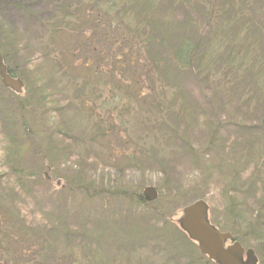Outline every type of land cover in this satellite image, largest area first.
Returning a JSON list of instances; mask_svg holds the SVG:
<instances>
[{
    "label": "rangeland",
    "instance_id": "rangeland-1",
    "mask_svg": "<svg viewBox=\"0 0 264 264\" xmlns=\"http://www.w3.org/2000/svg\"><path fill=\"white\" fill-rule=\"evenodd\" d=\"M105 2L0 0V53L23 84L17 94L0 83V213L6 227L30 234L24 244L36 246L40 264H59L69 247L79 245L117 264H188L194 252L206 260L175 228H162L157 212L179 229L182 209L202 200L215 227L221 197L219 186L206 181L212 175L204 166L208 160L218 177L234 174L241 182L260 170L261 183L245 193L247 205L254 206L264 190V0H214L212 7L201 0H161L152 22L171 15L174 29L155 40L167 38L172 53L184 36L199 44L202 63L185 73L167 60L163 64L161 77L177 95L174 112L158 122L153 114L144 119L150 95L139 96L140 111L130 108L126 116L108 119V91L95 102L106 101L100 112L91 104L98 81L83 92L81 81L93 73L99 77L92 72L97 52L106 55L105 16L98 26L91 19L77 21L76 33L60 43L51 37L60 10L73 4L71 16L80 17ZM82 36L88 38L84 50ZM161 49L154 45L143 57H163ZM87 61L94 64L91 71L78 66ZM132 91L136 98L138 88ZM17 101L26 104L21 112ZM91 115L96 120L90 123ZM207 140L213 141L210 150ZM147 187L155 189V200L143 199ZM132 194L141 196L144 209L130 200ZM135 231L151 237L133 247L127 242ZM97 232L101 237L95 238ZM240 245L253 250L260 264L252 246Z\"/></svg>",
    "mask_w": 264,
    "mask_h": 264
},
{
    "label": "trees",
    "instance_id": "trees-1",
    "mask_svg": "<svg viewBox=\"0 0 264 264\" xmlns=\"http://www.w3.org/2000/svg\"><path fill=\"white\" fill-rule=\"evenodd\" d=\"M201 1H206L209 7H212L214 3V0ZM160 2L161 0H106L103 4L96 5L94 3L89 6L91 11L83 12V15L80 16L81 18L75 15L73 17L71 16V13L77 8L73 6V4H70L60 10V15H57V19L55 18L52 20V24L56 25H53V29H49L52 31L51 34L53 36L51 37L56 39V43H60L59 41L62 40V37L65 39L70 33H76V29L79 27L77 21L91 19L97 24L99 23V20L105 16L104 20L107 21V25L104 36H106L108 40L106 55H104L101 50L100 53L97 52L99 61L95 62V65L87 61L81 66H78L84 71H91V68L94 65L92 72H95L99 77L96 78L93 73L89 79L85 78V81H81L83 92L87 94L89 92V86L98 81L100 87L93 91V103L91 104L93 107L96 106L100 112V110L103 111L106 101L104 100L99 104H96L95 102L98 101V98L101 97L104 91H108L107 96L110 100V105L104 110V113L107 112L106 116L108 119L112 114H115L117 119L124 117L126 116L125 113L130 108L136 112L137 109L140 111V108L142 107H139V103L143 102L137 100L143 99L139 96L145 97L146 95H150V98L147 99V101L144 100L146 101L145 110L147 111V114H144V119H150V116H152L151 114H153V118L157 121L165 117L167 114H172L175 106H171V103L172 100L176 98L177 91H171L169 89V83L164 81L161 77L163 64L169 62L175 71L177 70L179 73H185L192 70L191 68L195 63H202V56H197L199 44H191L188 38L184 36L180 38L174 52L172 51V53L167 46V38H165V40H155L157 39V36L161 35V33L167 29H174L171 15H167L163 23L152 22L154 20L153 14L156 12L157 8L160 7ZM89 13H93V17L89 16ZM57 21L60 22V25ZM170 25H173V27L170 28ZM96 26H98V24ZM87 40L88 38L85 36L79 38V41H82L80 43L81 46L79 45L81 50L85 49ZM154 45L160 47V49L164 48L163 50L165 51L161 50L164 53L166 52V54L164 55L165 57H157L150 61L148 58H144L143 55H147L148 52L150 53ZM88 49L91 52H96L97 50L93 47ZM52 57L58 62L62 71L66 69L62 68L64 61H60V63L57 56L53 55ZM7 71L8 74L14 78L11 71L9 69ZM127 72L129 75L126 74ZM104 75L107 77L106 81L105 79L101 80L100 78V76L103 77ZM142 78H151V81H149L150 83H147L146 80L143 81ZM102 81H105L106 83L104 82V84ZM79 86L80 85L77 81H75L73 87ZM39 88L42 89V85H40ZM132 88H138L136 98ZM91 90L94 89L92 88ZM138 97L140 99H138ZM15 105L19 112L26 107L25 103L19 101H17ZM90 117V123L96 120L93 115ZM119 121L123 122L121 120ZM85 122L87 125L89 124L87 121ZM100 129H102V131L104 130L103 128ZM212 132L215 133L214 131ZM207 143H209V145L207 144L205 149L210 150L211 146H213V141L207 140ZM210 162L211 161L208 160L204 163V166L209 168L212 172V175L206 181H208L209 185L211 183L214 184V187L219 186L217 190H219L221 197L220 206L217 207L221 212V216L215 223V227L221 231L224 230L229 232L234 241L240 242V244H244L247 247L252 246L258 254L260 259L259 263L261 264L264 257V190L259 195L254 206L247 205L244 199L245 193L248 190L261 183V178L258 175L260 170H256V173H253V175L246 179L245 182H241L240 178L236 177L234 174H229L228 176L230 177L228 178H222L221 176L218 177L217 171H212L214 166L212 163L210 164ZM1 178L2 175L0 176V179ZM257 178L260 179L257 180ZM17 179V185L24 183L20 177ZM21 181L22 183H20ZM218 181L220 182L216 185V182ZM244 184H247L245 189H243ZM7 191L8 189L6 192ZM7 193V197H10V192ZM121 195L129 198L126 193H122ZM130 200H133L132 202L136 206L144 209V206L142 205H144L145 202L140 195L132 194L130 195ZM157 214L160 218L159 223L162 228H166L167 226L173 227L180 233L182 238L188 240L186 235L180 229L174 227L170 219H168L164 213L157 212ZM6 222L7 219L3 218V215L0 213V264H40L37 254L33 251V248L36 246H33L32 243L31 245L24 244L26 242L25 240H29L30 234H28L27 231L24 233L22 230L15 229L14 227H10V229L6 227ZM30 231H32V229ZM139 233L140 231H135L130 238L131 240L127 243H133L134 247L135 242L138 243L144 238L146 240L151 237L150 234L142 237ZM102 234H98L97 232L95 238L99 236L101 237ZM120 237L121 236H117V238L115 237L118 240V243H120ZM32 241L34 240L32 239ZM189 243L195 245L191 241H189ZM80 246L81 245H79V247ZM79 247H69V249L60 256L59 264H117L113 261L105 262L96 250ZM89 250L91 251L87 254ZM193 255L194 257H197L193 259L191 263L197 261L201 264H211L207 258L204 257L206 260H203V257L195 252ZM124 264L129 263L126 260Z\"/></svg>",
    "mask_w": 264,
    "mask_h": 264
},
{
    "label": "water",
    "instance_id": "water-1",
    "mask_svg": "<svg viewBox=\"0 0 264 264\" xmlns=\"http://www.w3.org/2000/svg\"><path fill=\"white\" fill-rule=\"evenodd\" d=\"M0 82L17 94L22 93V81L9 76L0 53ZM146 201H153L157 197L154 188L147 187L142 192ZM179 229L194 242L198 251L214 264H258L255 253L251 249L244 250L238 242L225 246L232 239L228 232H221L208 221V206L198 200L184 207L178 219ZM243 255L246 260L243 261Z\"/></svg>",
    "mask_w": 264,
    "mask_h": 264
},
{
    "label": "flooded vegetation",
    "instance_id": "flooded-vegetation-1",
    "mask_svg": "<svg viewBox=\"0 0 264 264\" xmlns=\"http://www.w3.org/2000/svg\"><path fill=\"white\" fill-rule=\"evenodd\" d=\"M229 244H231V242L226 243L225 246H228ZM245 260H246V256L243 255V261H245Z\"/></svg>",
    "mask_w": 264,
    "mask_h": 264
}]
</instances>
